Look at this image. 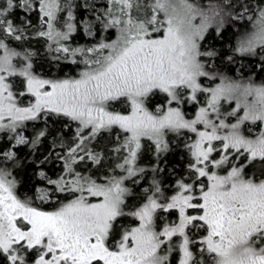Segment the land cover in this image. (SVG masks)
Instances as JSON below:
<instances>
[{
  "label": "snow or ice",
  "instance_id": "snow-or-ice-1",
  "mask_svg": "<svg viewBox=\"0 0 264 264\" xmlns=\"http://www.w3.org/2000/svg\"><path fill=\"white\" fill-rule=\"evenodd\" d=\"M72 7L69 0H0L3 36L22 40L11 15L38 10L46 30L37 35L56 45L51 51L84 65L75 78L47 79L35 73L32 53L17 52L0 38V134L14 141L0 146V264H264V80L218 71L213 61L221 54L202 48L209 29L219 34L226 17L247 15L251 29L233 53L260 56L264 73V0L251 9L242 0L238 12L233 0H105L95 20L104 31L115 29L116 37L88 48L61 43L77 30ZM83 27L95 35L89 21ZM13 77L21 78L23 91L14 93ZM116 104L126 111L114 110ZM49 116L75 122L74 144L51 130L31 137L18 131ZM169 133L193 134L185 145L186 177L166 194L157 164L151 187L140 195L126 182L147 174L136 164L142 141H151L159 160L170 151ZM104 134L109 145L115 135L112 151L126 153L123 162L111 173L82 175L74 165L85 159L101 165L104 158L85 142ZM49 136L67 149L56 153L62 175L53 180L41 171L51 189L23 195L15 149L38 152ZM56 193L67 202L52 211L35 203H54Z\"/></svg>",
  "mask_w": 264,
  "mask_h": 264
},
{
  "label": "trees",
  "instance_id": "trees-1",
  "mask_svg": "<svg viewBox=\"0 0 264 264\" xmlns=\"http://www.w3.org/2000/svg\"><path fill=\"white\" fill-rule=\"evenodd\" d=\"M69 2L73 5L70 10L76 16V20L79 23L77 24V30L71 35L70 39L68 41H62V44L70 48H88L99 42L98 38L102 33L112 35L113 29L104 31L103 27L95 20V16L99 12H102L105 0H69ZM213 2H221V0H213ZM233 2L237 4L238 7L235 11L238 12L239 4L242 0H233ZM243 2H248L249 8L251 9L256 3V0H243ZM92 5H96L97 7L93 9ZM68 10L69 9L65 7L63 13ZM63 13H61V15ZM246 17L247 15L242 20H233L230 17L225 18V23L220 33L217 34L214 31H210L205 37L202 47L205 49L214 48L221 54L213 61V66L218 71L237 77L245 73H254L258 78L264 80V73H261L257 66V61H259L257 57L238 56L233 53L240 32L239 21L249 23ZM10 18L13 20L14 25L22 30L24 38L20 41H15L14 39L3 36L2 33H0V38H3L5 42L9 44V47L16 51L32 53L31 60L36 74H40L46 78H63L65 76L75 75L82 67L80 63L72 64L70 58H64L62 53L57 54L51 51L50 47L54 49L56 45L54 43H49L47 38L37 35L39 31L44 30V26H42L39 19L38 10L25 13L23 10L17 9L14 10ZM84 21H89L93 25L92 31L95 32L94 36L86 34V29L83 27ZM57 55H59V59L55 58ZM228 56H232L234 62L230 63L227 59ZM75 59L79 61L78 56L75 57ZM12 83L17 90L23 88L20 81H12ZM160 99V97L154 98L153 103L159 102ZM119 105L120 104H116L113 108H119ZM120 110L124 111L125 108L120 107ZM42 129L55 132L58 138L63 136L66 145L74 144L75 142L74 133L76 131V124L66 118L49 116L46 121L41 119L35 122H28L25 128L18 129V131L31 137L35 131ZM115 131L118 132V130ZM120 135L122 139L123 134ZM6 137L7 134H0V146L7 147L14 144V141H10ZM110 139L113 141L111 145L108 143V134H104V138L97 137L99 143H97V141H92L91 144L86 142L88 147L104 155L101 165H94L90 160L85 159L74 165V168L84 176L92 175L95 177L105 172L111 173L112 168L119 162L121 156L112 151V148L117 146L119 141H116L115 135H112ZM168 139L171 141L170 151L159 160H157L152 143L147 140L142 141L143 146L136 164L138 168L145 169L147 174L135 177L134 179L137 180V183H132L131 180L127 181V187L142 195L143 189L151 187L154 175L151 170L158 164L162 171L159 172L156 178L160 181L161 187L166 191V194L173 193L175 182L180 180L182 176L186 177L187 174L189 156L185 145L189 142L186 140L185 134L178 137L170 135ZM66 150V148L54 146L51 136L42 141L38 152L33 153L29 146H20L15 149L20 161L19 166L14 169L16 179L19 182V191L23 195L33 196L40 188L44 187L50 190L52 186L48 185L46 180L41 179L39 173L43 171L47 177L53 180L62 175L63 161L57 159L56 153L64 155ZM49 152L53 154L48 160L44 161L43 158L47 156ZM80 155H83V153L81 152ZM52 200L54 203L41 204L39 200H36L35 203L37 206L43 207L44 210L52 211L60 201L67 202L65 200V194L62 193H56V195L52 197ZM128 219L130 220V218ZM171 219H175V214L171 216ZM123 223L125 226H131L128 220L123 221ZM172 264H176V260H173Z\"/></svg>",
  "mask_w": 264,
  "mask_h": 264
},
{
  "label": "rangeland",
  "instance_id": "rangeland-1",
  "mask_svg": "<svg viewBox=\"0 0 264 264\" xmlns=\"http://www.w3.org/2000/svg\"><path fill=\"white\" fill-rule=\"evenodd\" d=\"M197 2L198 3H200L201 5H206L208 2H209V0H197ZM67 12V11H66ZM66 12L65 13H63L61 16H66ZM141 15L143 14V11H141V13H140ZM226 18H228V17H226ZM246 19H247V17H246ZM239 25H240V32H239V35H238V38L241 36V34H243V33H245L246 31H250V29H251V24H250V22L249 23H243L242 21H239ZM57 27L58 28H61V29H63V20H60V22L57 24ZM44 30H46V28L44 27L43 28ZM210 31H214L215 33H217V31H216V28H215V26L213 27V28H211V29H209V32ZM209 32H208V34H209ZM115 37H116V30L115 29H113V32H112V35H109V34H106V33H102L100 36H99V41H101L102 39H107V40H111V39H115ZM48 42L49 43H53L52 41H49L48 40ZM62 42V41H61ZM56 47V46H55ZM69 47V46H68ZM203 48V47H202ZM17 52H20V53H26V51H17ZM79 57V56H78ZM248 57H252V56H248ZM259 60L261 59V57L260 56H256ZM71 59V58H70ZM81 59V57H79V60ZM81 65H82V67L77 71V73L75 74V75H73V76H65V77H63V78H75V77H77L78 76V73L84 68V65L82 64V63H80ZM252 74H254V73H245V74H243V76L246 78V77H248L249 75H252ZM37 75H40V74H37ZM255 75V74H254ZM41 76V75H40ZM43 77V76H42ZM234 77H237V76H234ZM238 77H240V75L238 76ZM237 77V78H238ZM255 77H256V81H257V83H259V82H261V78H258L257 77V75H255ZM44 78H46V77H44ZM63 78H57V77H49V78H47V79H63ZM12 81H14V82H16V81H20L21 83H22V81H21V78H19V77H13V78H10V82L12 83ZM23 85V84H22ZM12 86H13V91H14V93H18V92H20V91H23V88L21 89V90H17L16 88H15V86L13 85V83H12ZM28 99H29V97H23V98H21V100H22V102L24 103V104H27V102H28ZM156 103V102H155ZM155 103H153V104H155ZM119 108H117V107H114V110H119V111H122V110H120V107L121 108H123L121 105H119L118 106ZM124 111H126V109L124 110ZM193 116V110H192V108H191V106H189L188 107V117L189 118H191ZM253 127H255V126H253ZM119 131V130H118ZM170 135H173V134H171V133H169L168 134V137L170 136ZM193 136V134H191V133H187V134H185V138H186V140H188V142L190 143L191 142V140L189 139V137H192ZM167 137V138H168ZM87 142V141H86ZM85 142V143H86ZM150 143H151V141H149ZM153 145V144H152ZM154 146V145H153ZM124 155H126V153H120V159H119V162L118 163H122L123 162V157H124ZM138 160V159H137ZM119 171V169H117V172ZM40 189H44V190H48L47 188H40ZM40 189H38V190H40Z\"/></svg>",
  "mask_w": 264,
  "mask_h": 264
}]
</instances>
